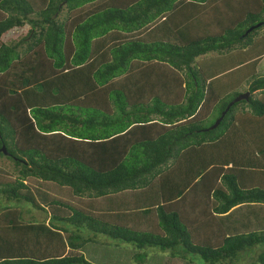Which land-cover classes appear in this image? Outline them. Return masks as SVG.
Masks as SVG:
<instances>
[{
  "label": "trees",
  "instance_id": "1",
  "mask_svg": "<svg viewBox=\"0 0 264 264\" xmlns=\"http://www.w3.org/2000/svg\"><path fill=\"white\" fill-rule=\"evenodd\" d=\"M263 59L264 0H0V264H264Z\"/></svg>",
  "mask_w": 264,
  "mask_h": 264
},
{
  "label": "rangeland",
  "instance_id": "2",
  "mask_svg": "<svg viewBox=\"0 0 264 264\" xmlns=\"http://www.w3.org/2000/svg\"><path fill=\"white\" fill-rule=\"evenodd\" d=\"M26 29L27 27L23 28L22 30L10 32L8 36H6L5 40H9L10 38L13 39L15 36L17 37V35L19 36L24 34ZM258 73L260 75L264 74V59L259 63ZM214 121L215 116L208 119L204 124L206 126H210ZM0 167L8 170L9 173L13 168L11 163L4 158H0ZM108 243H110V241ZM145 252L147 254V261L145 264H191L189 262L191 259L189 256L186 257L187 261H185L181 259H172L168 257L167 253H162L157 249H147ZM79 253L93 264H135L132 260V255L133 253L135 254V250L130 245L126 244H123L119 247H115L113 244H106V242L87 244L79 251ZM252 256H247L245 259L248 260ZM245 259L242 260L245 261ZM192 264H202V262L194 260Z\"/></svg>",
  "mask_w": 264,
  "mask_h": 264
},
{
  "label": "water",
  "instance_id": "3",
  "mask_svg": "<svg viewBox=\"0 0 264 264\" xmlns=\"http://www.w3.org/2000/svg\"><path fill=\"white\" fill-rule=\"evenodd\" d=\"M257 26H258V25H257ZM257 26H256V27H257ZM251 30H252V29L247 30L245 34H248ZM248 97H249L248 93H243V94H240L239 96H237L236 98H234V99H233V100L227 105L226 109L222 112L221 116H220V117L214 122V124H213L212 126L209 127V129H210V130H213V129H215V128L218 126V124L220 123V121L222 120V118L224 117L226 111L228 110V108H229L230 106H232L233 104L238 103V102H240V101H246V100L248 99ZM1 152H2L4 155L7 154V152H6V150H5L4 147L1 148Z\"/></svg>",
  "mask_w": 264,
  "mask_h": 264
},
{
  "label": "crops",
  "instance_id": "4",
  "mask_svg": "<svg viewBox=\"0 0 264 264\" xmlns=\"http://www.w3.org/2000/svg\"><path fill=\"white\" fill-rule=\"evenodd\" d=\"M263 217H264V212H263ZM169 257V256H168ZM172 259H179V258H172ZM181 260H185L187 261L186 259H181Z\"/></svg>",
  "mask_w": 264,
  "mask_h": 264
}]
</instances>
